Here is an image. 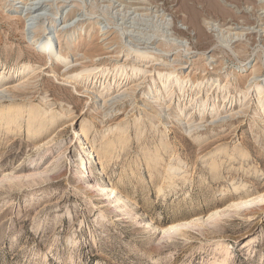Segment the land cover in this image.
<instances>
[{
  "label": "rangeland",
  "instance_id": "1",
  "mask_svg": "<svg viewBox=\"0 0 264 264\" xmlns=\"http://www.w3.org/2000/svg\"><path fill=\"white\" fill-rule=\"evenodd\" d=\"M258 87L264 0H0V264H264Z\"/></svg>",
  "mask_w": 264,
  "mask_h": 264
},
{
  "label": "bare ground",
  "instance_id": "2",
  "mask_svg": "<svg viewBox=\"0 0 264 264\" xmlns=\"http://www.w3.org/2000/svg\"><path fill=\"white\" fill-rule=\"evenodd\" d=\"M35 42H36V45H38V47H40V49L41 50H43L44 52H47V53H50V51H51V47H52V36H49V37H45L44 38V36H43V38H38V39H36L35 40ZM205 51V50H204ZM52 54V53H51ZM187 60V59H186ZM11 69V68H10ZM10 69H9V72H10ZM92 70V74H95V73H97V72H99L100 70H99V68L97 67V68H95V69H91ZM8 73V72H7ZM173 74V72H170L169 74H168V78L169 79H174V78H170L171 77V75ZM252 79V78H251ZM175 81H177V79H175ZM202 83V82H201ZM258 89V94L261 92V91H264V88H262V87H258L257 88ZM170 92H172V91H170ZM110 94V92L108 91V89H104V90H102L101 92H100V94H99V97H105V96H107V95H109ZM112 98V97H111ZM107 100H110L109 98L107 99ZM261 100V99H260ZM106 102V101H105ZM107 104V103H106ZM19 118H20V115H8L7 117H6V119H7V125H10V124H12V123H14V122H16V121H18L19 120ZM211 122V121H210ZM73 134H74V136H73V138L75 137V139L76 140H78V139H80V136H81V133H80V129L78 130V129H73ZM83 146L81 147L82 148V150H83V152H82V154H84L85 153V151H87V153L90 155V159H92L93 161H94V157H93V155H92V153H91V148L88 146V144H82ZM204 146H206V145H204ZM218 158V157H217ZM212 160V159H211ZM99 171H98V174H100L101 175V169L99 168L98 169ZM79 172H80V176H81V178H84L85 179V184H86V186L90 189V190H92V191H95V192H98L99 194H101V195H104V196H106L107 198V201H109V202H111V203H114V206L116 207V208H118V209H121L122 207H123V205H121L120 203V201H121V197L120 196H118V195H116L115 194V190H114V188L113 187H108L107 185H105V183H101V182H97V181H93L92 182V179H91V177H90V173H89V169H88V166H87V160H82L81 161V167H79ZM236 187V186H235ZM255 198V197H254ZM254 198H252V199H249V200H245L244 199V206L243 207H246L245 209H248L247 207H249V209L252 207V206H254V203L255 202H257V204L259 203V201H263V199H259L258 201L256 200H254ZM258 198V197H257ZM256 199V198H255ZM255 201V202H254ZM259 205V204H258ZM260 206V205H259ZM262 206V205H261ZM236 207H238V206H236ZM235 207V208H236ZM259 208V207H258ZM264 208V207H263ZM256 209H257V206H256ZM259 209H261V208H259ZM122 210V209H121ZM231 210H233V209H231ZM237 210V209H236ZM241 210V209H240ZM251 210H254V209H251ZM239 211V210H238ZM247 211V210H246ZM245 210H244V212H246ZM231 212V211H230ZM229 211H228V213H225V215L226 214H229L230 213ZM243 212V213H244ZM238 213V212H237ZM246 213H249L250 215L251 214H253V213H255V211H251V212H246ZM121 214H127V212L125 211V209L122 211V213ZM218 214H220V213H218ZM223 214V213H222ZM212 216H210V217H213V214H211ZM215 215H216V212H215ZM214 215V216H215ZM248 215V214H247ZM254 215V214H253ZM224 216V215H223ZM210 217H209V219H210ZM226 217V216H225ZM212 219V218H211ZM213 219H214V217H213ZM147 224H148V226H147V228H150V223L149 222H147ZM183 223L182 224H180V225H174V226H170V229L168 230V231H176V230H181V228L183 227ZM186 225V224H185ZM187 226V225H186ZM185 227V226H184ZM174 233V232H173Z\"/></svg>",
  "mask_w": 264,
  "mask_h": 264
}]
</instances>
